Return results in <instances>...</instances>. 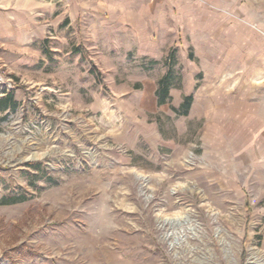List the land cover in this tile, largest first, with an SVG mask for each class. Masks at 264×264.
Returning <instances> with one entry per match:
<instances>
[{
    "label": "rangeland",
    "instance_id": "rangeland-1",
    "mask_svg": "<svg viewBox=\"0 0 264 264\" xmlns=\"http://www.w3.org/2000/svg\"><path fill=\"white\" fill-rule=\"evenodd\" d=\"M69 7L0 47V264H264V0Z\"/></svg>",
    "mask_w": 264,
    "mask_h": 264
},
{
    "label": "crops",
    "instance_id": "crops-1",
    "mask_svg": "<svg viewBox=\"0 0 264 264\" xmlns=\"http://www.w3.org/2000/svg\"><path fill=\"white\" fill-rule=\"evenodd\" d=\"M79 15L69 0H0V47L27 52L47 31L51 39L60 31L63 39Z\"/></svg>",
    "mask_w": 264,
    "mask_h": 264
},
{
    "label": "trees",
    "instance_id": "trees-1",
    "mask_svg": "<svg viewBox=\"0 0 264 264\" xmlns=\"http://www.w3.org/2000/svg\"><path fill=\"white\" fill-rule=\"evenodd\" d=\"M172 70L169 69V71L167 72V74L160 80L159 82V90H158V99H159V104H164L166 101V98L169 97L170 94V84L168 81V77L170 76ZM193 101V95H189L185 98V101L182 104V108L184 109V114L187 115L188 111L191 107ZM5 201V200H4ZM9 202V201H8ZM7 203V201H6ZM10 203V202H9Z\"/></svg>",
    "mask_w": 264,
    "mask_h": 264
}]
</instances>
